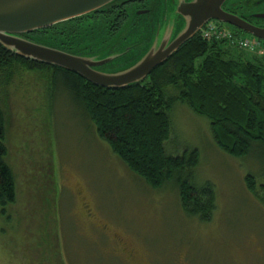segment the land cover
Listing matches in <instances>:
<instances>
[{
  "label": "rangeland",
  "instance_id": "obj_1",
  "mask_svg": "<svg viewBox=\"0 0 264 264\" xmlns=\"http://www.w3.org/2000/svg\"><path fill=\"white\" fill-rule=\"evenodd\" d=\"M228 43L246 58H264V44ZM16 77L18 91H10L13 76L3 94L17 200L5 215L0 209V264H264V153H226L209 120L178 103L166 151L199 149L194 183H214L217 196L211 220H202L182 209L176 185L154 189L135 175L72 95L58 90L38 113L44 79L26 72ZM248 174L257 177L256 192L246 186Z\"/></svg>",
  "mask_w": 264,
  "mask_h": 264
},
{
  "label": "trees",
  "instance_id": "obj_2",
  "mask_svg": "<svg viewBox=\"0 0 264 264\" xmlns=\"http://www.w3.org/2000/svg\"><path fill=\"white\" fill-rule=\"evenodd\" d=\"M124 2L118 0L94 13L25 36L77 55L80 49L73 42L87 32L86 26L104 22L106 13ZM228 42L206 39L197 33L142 83L123 89L97 86L71 71L23 58L0 43L1 214L5 215L8 206L17 200L16 177L8 162V119L3 94L9 90L6 88L13 76L10 91H18L16 76L26 72L36 76L34 79H44L45 98H35L37 111L47 108L49 98L58 90L72 95L95 126L98 137L135 175L154 189L173 183L179 190L182 209L189 216L211 220L217 207L215 184L194 183L195 170L201 162L199 149L174 154L166 151V145L174 128L171 112L183 103L209 120L217 145L226 153L237 158L248 156L255 148L264 153V58H246ZM35 109L32 114L37 113ZM245 181L248 190L256 192L257 177L248 174ZM56 184L52 210L56 208L57 213Z\"/></svg>",
  "mask_w": 264,
  "mask_h": 264
},
{
  "label": "water",
  "instance_id": "obj_3",
  "mask_svg": "<svg viewBox=\"0 0 264 264\" xmlns=\"http://www.w3.org/2000/svg\"><path fill=\"white\" fill-rule=\"evenodd\" d=\"M118 0H0V43L19 56L71 71L104 88L123 89L142 83L157 67L166 63L210 20L233 24L261 40L264 29L223 9L225 0H181L178 13L183 29L173 39L166 32L131 66L102 71L97 68L111 60L76 55L25 35L99 11ZM124 1V0H123ZM172 22V20H171ZM175 23V21H173Z\"/></svg>",
  "mask_w": 264,
  "mask_h": 264
},
{
  "label": "flooded vegetation",
  "instance_id": "obj_4",
  "mask_svg": "<svg viewBox=\"0 0 264 264\" xmlns=\"http://www.w3.org/2000/svg\"><path fill=\"white\" fill-rule=\"evenodd\" d=\"M124 1H126L125 4L106 13L107 18L104 22L97 26H86L87 32L73 42L80 49L77 55H102L98 59L112 57L111 60L99 66L98 70L116 71L131 66L134 59L152 48L157 32L158 36L162 32L160 27L163 26L164 21H166L164 35L169 32L170 38L173 39L184 27L182 24L184 18L177 11V5L181 0ZM222 7L226 12L264 29V0H225ZM169 19H172V22H169ZM211 21L219 27L232 30L236 35L247 34L233 24L222 23L216 19ZM89 29L90 32H88ZM262 41L264 44V40ZM87 211L89 213L90 210ZM103 229L106 233L105 228ZM117 237L122 241L121 237L118 235ZM127 251L124 248L119 250L124 256L129 254ZM131 253L135 255L136 251L131 250L130 255Z\"/></svg>",
  "mask_w": 264,
  "mask_h": 264
},
{
  "label": "built area",
  "instance_id": "obj_5",
  "mask_svg": "<svg viewBox=\"0 0 264 264\" xmlns=\"http://www.w3.org/2000/svg\"><path fill=\"white\" fill-rule=\"evenodd\" d=\"M224 34L225 32L219 29L218 27H216L215 25H210L208 28H206L203 31L202 36L206 39H212V38H219ZM240 44L243 47L250 48L257 46L259 43L256 41L241 39Z\"/></svg>",
  "mask_w": 264,
  "mask_h": 264
},
{
  "label": "bare ground",
  "instance_id": "obj_6",
  "mask_svg": "<svg viewBox=\"0 0 264 264\" xmlns=\"http://www.w3.org/2000/svg\"><path fill=\"white\" fill-rule=\"evenodd\" d=\"M88 57H95V56H88ZM97 57V56H96ZM97 59H98V57H97ZM99 60V59H98ZM105 64V63H104Z\"/></svg>",
  "mask_w": 264,
  "mask_h": 264
}]
</instances>
